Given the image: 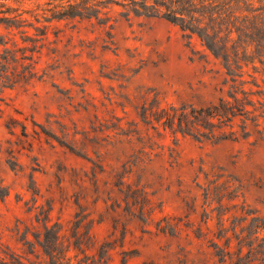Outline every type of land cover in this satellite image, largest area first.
<instances>
[{"label":"rangeland","instance_id":"1","mask_svg":"<svg viewBox=\"0 0 264 264\" xmlns=\"http://www.w3.org/2000/svg\"><path fill=\"white\" fill-rule=\"evenodd\" d=\"M188 34L101 0H0V62L5 50L19 59L17 84L0 77V264H51L47 234H60V264H235L252 249L261 262L264 65L241 50L231 76ZM20 49L33 56L29 82ZM242 91L260 116L247 137L234 121L237 140L142 118L145 104L202 107Z\"/></svg>","mask_w":264,"mask_h":264},{"label":"trees","instance_id":"2","mask_svg":"<svg viewBox=\"0 0 264 264\" xmlns=\"http://www.w3.org/2000/svg\"><path fill=\"white\" fill-rule=\"evenodd\" d=\"M101 4L130 8L138 15L162 17L179 25L183 31L189 33L190 38L197 36L217 59H223V65L231 76H236L238 70L243 69L240 64L241 50L245 58L250 49H253V62L258 60L264 65V6L255 9L253 0H101ZM76 9L72 6L71 11L63 16L72 15ZM35 49L36 47L29 51L34 52ZM21 50L24 55L21 59L29 61V64H23V72L19 74L18 81L29 82L36 77L33 56H25L27 49ZM13 64L17 66L19 59L12 50H5L0 62L3 88L13 87L18 83L14 81L13 72H10ZM241 93L245 96L243 99L235 92L230 94L228 99L222 98L218 103L202 107L190 104L164 109L159 107L155 110L153 107L147 108L145 104L142 118L144 123L151 125L153 129L161 125L164 130L180 132L199 141L237 140L239 133L234 130V121L242 118L241 133L243 137H247L249 136L247 122H256L258 126L260 116L256 114L260 108L256 107L248 93L244 91ZM249 107L254 109L250 110ZM167 228H171V225L167 224L162 230L166 231ZM59 240L60 234H47L45 237L43 247L51 258V264H60L56 255L65 252L60 250ZM70 248L71 246L66 251L69 252ZM242 251L235 264H264V250L261 262L254 257L253 249L246 256H242ZM222 253L224 254L223 251ZM227 255H231V252L224 254V260Z\"/></svg>","mask_w":264,"mask_h":264}]
</instances>
